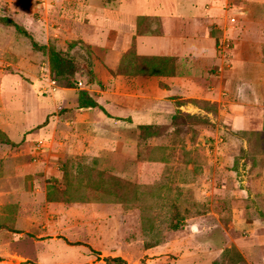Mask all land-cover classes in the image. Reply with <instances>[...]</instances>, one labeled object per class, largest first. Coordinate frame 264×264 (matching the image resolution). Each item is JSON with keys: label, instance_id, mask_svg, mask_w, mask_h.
<instances>
[{"label": "rangeland", "instance_id": "374dc122", "mask_svg": "<svg viewBox=\"0 0 264 264\" xmlns=\"http://www.w3.org/2000/svg\"><path fill=\"white\" fill-rule=\"evenodd\" d=\"M2 1L0 18L7 17ZM49 22L59 26L55 18ZM4 44L18 45L21 53L0 49V130L15 143L0 144V264H117L110 259L118 257L128 264H264V213L242 209L248 199L241 197L245 146L255 151L264 132L234 133L225 103L205 100L184 104L193 107L176 114L199 118L150 139L141 158L139 130L120 122L97 131L95 145L86 139L64 157L36 155L35 143L45 138L36 127L52 106L43 102L36 112L23 102L47 98L39 88L48 84L49 59L0 22ZM37 78L41 87L34 90ZM61 107L48 118L66 116ZM247 116L257 128L261 114L253 109ZM258 159L264 164V156ZM89 168L137 189L126 193V205L110 201L88 187Z\"/></svg>", "mask_w": 264, "mask_h": 264}, {"label": "crops", "instance_id": "0c3cea01", "mask_svg": "<svg viewBox=\"0 0 264 264\" xmlns=\"http://www.w3.org/2000/svg\"><path fill=\"white\" fill-rule=\"evenodd\" d=\"M42 1L35 6L36 0H6L2 6L6 18L24 26L41 44L56 41L59 49L65 45V52L71 53L78 48L70 50L71 43L89 46L96 76L89 91L101 105L91 111H69L39 129L45 137L40 139L48 145L42 155L64 157L86 139L95 145L97 131H107L115 122L128 129L167 125L177 111L191 110V104L176 103L186 99L223 101L230 109L234 133L264 132V0ZM34 12L43 18L37 21L31 16ZM49 18L59 26L51 27ZM224 35L232 42L226 56L217 50ZM0 49L21 53L18 45L4 44ZM32 59L38 60L39 53ZM31 69L37 77L38 67ZM36 80L34 90L41 87L42 81ZM78 81L84 87L85 82ZM47 82L39 88L47 98L34 95L23 102H32L36 112L48 102L52 107L45 110L44 122L61 106L66 108L70 99H78L76 90L58 86L50 73ZM253 109L261 114L257 128L247 116ZM245 149L248 157L242 159L241 170L246 171L242 183L247 186L241 197L248 201L242 209L260 215L264 213V164L258 157L264 156V144L255 151L248 144Z\"/></svg>", "mask_w": 264, "mask_h": 264}, {"label": "trees", "instance_id": "16d2710c", "mask_svg": "<svg viewBox=\"0 0 264 264\" xmlns=\"http://www.w3.org/2000/svg\"><path fill=\"white\" fill-rule=\"evenodd\" d=\"M0 22L8 27H13L18 32V34L26 39H28L37 52H42L47 55L49 59L50 74L53 80H55L60 86L77 91L78 99H70L65 112L69 111H91L94 109L101 108V105L96 101L90 94L89 87L93 86L96 83V76L93 71V52L92 49L86 44L78 41L70 44V50L75 48H80L76 53L65 52L58 48L56 41H50L47 44H41L38 42L35 37L29 32L24 26L16 23L15 21L10 20L9 18L3 17L0 18ZM80 52V53H79ZM132 54L131 50L128 53L129 61L132 63ZM130 63V64H131ZM132 66V64H131ZM131 74V73H128ZM82 79L84 87L79 86L80 83L78 80ZM102 88L103 86L100 85ZM206 101L202 99H186L176 101L178 106H182L187 103H192L196 105L204 104ZM74 106L76 109H74ZM199 117H191L189 115H183L181 112L173 116L171 125H142L138 127L139 130V158L141 150H143L149 140L152 138L163 137L170 127H178L181 124H187L188 120H194ZM52 120L47 118V120L40 126H37L36 129H42L49 125ZM183 122V123H181ZM0 144L14 146L15 143L8 138V136L0 130ZM89 179L88 187L91 190H94L101 194L103 197L107 198L110 201L121 203L123 205L127 204L126 193L130 190L135 191L137 185L131 183L128 180L115 177L113 175L102 174L99 171H95L93 168L88 169ZM67 181L72 183L71 176L68 175ZM84 201V199H81ZM178 225H174V229ZM117 264H128L124 259L118 257L110 259ZM1 261V259H0ZM216 264V262L214 263Z\"/></svg>", "mask_w": 264, "mask_h": 264}, {"label": "built area", "instance_id": "2783aa9c", "mask_svg": "<svg viewBox=\"0 0 264 264\" xmlns=\"http://www.w3.org/2000/svg\"><path fill=\"white\" fill-rule=\"evenodd\" d=\"M218 52L222 56H226L231 50H232V42L230 38H224L221 39L218 47H217ZM81 86V84H79ZM48 147L47 142L45 140H38L35 145H34V151L36 152V155L41 154L44 152V150Z\"/></svg>", "mask_w": 264, "mask_h": 264}]
</instances>
